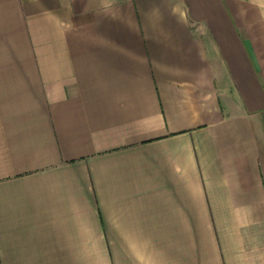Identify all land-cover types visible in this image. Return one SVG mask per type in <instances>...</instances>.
I'll return each instance as SVG.
<instances>
[{
    "label": "crops",
    "instance_id": "obj_1",
    "mask_svg": "<svg viewBox=\"0 0 264 264\" xmlns=\"http://www.w3.org/2000/svg\"><path fill=\"white\" fill-rule=\"evenodd\" d=\"M0 264H264V0H0Z\"/></svg>",
    "mask_w": 264,
    "mask_h": 264
}]
</instances>
